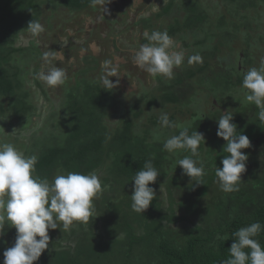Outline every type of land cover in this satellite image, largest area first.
<instances>
[{
  "label": "trees",
  "instance_id": "1",
  "mask_svg": "<svg viewBox=\"0 0 264 264\" xmlns=\"http://www.w3.org/2000/svg\"><path fill=\"white\" fill-rule=\"evenodd\" d=\"M190 1L180 2L189 6ZM195 1L193 18L177 17L166 29L152 21L162 13L156 12V6L150 12L153 16L142 22L150 28L156 26L152 32L166 31L170 37L181 27L189 36L186 40L200 47L194 55L200 60L183 62L172 79L147 74L151 82H142L140 76L147 75L142 71L140 75L129 64L126 71L135 77L138 89L122 96L105 88L100 77H92L85 64L80 71L71 69L66 74L62 93L55 100L39 79L38 67L45 52L39 37L49 35L59 13L90 8L91 0H0V125L27 126L37 116L41 96L51 103L44 125L31 132V137L20 142L15 135L7 138L0 132L2 142L12 144V137L13 145L25 156L36 155L34 175L40 179L51 183L58 174L95 172L106 186L94 200L99 216L87 223L74 222L68 230L58 222L59 227L48 233L51 249L34 263L222 264L230 258L234 233L255 222L261 224L255 239L264 248V120L255 104L238 101L246 91L242 88L244 75L252 68L244 66V57L249 58L258 47L264 50V0H215V7L221 8L214 17L204 0ZM174 7L178 2L170 0L164 11L169 13ZM32 20L44 31L30 34L26 46H17L18 36L30 31L27 26ZM221 39L229 50L224 56L217 53L224 46L219 44ZM21 55H27L22 69L18 66ZM207 63H216L221 69H211L209 75L204 71ZM226 111L240 114L232 121L238 132L240 125L245 128L246 118H251L253 126L248 124L252 131L246 135L252 145L242 150L248 156L246 171L233 192L222 191L215 175L223 159L218 145L224 144V157L229 155L224 150L227 142L216 136L215 126ZM161 113L168 114L173 127L161 128ZM185 128L189 135L197 131L205 136V144L201 142L198 149L206 154V158L199 157L205 160L201 185L176 166L190 151L169 153L164 148L168 138ZM159 130L163 133H157ZM214 137L216 141L211 142ZM147 161L160 175L149 185L155 192L149 208L137 213L131 207L132 179ZM11 232L16 235L14 228L6 230L7 235ZM6 234L3 246L14 239L7 241ZM4 251L0 250V259H4Z\"/></svg>",
  "mask_w": 264,
  "mask_h": 264
},
{
  "label": "clouds",
  "instance_id": "2",
  "mask_svg": "<svg viewBox=\"0 0 264 264\" xmlns=\"http://www.w3.org/2000/svg\"><path fill=\"white\" fill-rule=\"evenodd\" d=\"M91 3L102 6L106 13L110 0H91ZM27 27L35 35L44 31L38 21H30ZM144 36L149 43L141 45L135 52V64L152 77L162 75L172 79L174 68L184 61L185 52L177 48L176 42L166 31L146 32ZM42 58L44 65L39 79L52 88L63 85L67 78L66 71L53 63L63 59L62 52H45ZM192 60H200V57L193 56L189 62ZM117 67L110 60L102 63L105 74L100 76V81L105 88L112 90L118 87V79L116 82L109 79L120 76ZM242 88L246 90V100L260 109L259 117L264 120V62L259 68L247 70ZM159 121L161 128L174 126L167 113H161ZM232 121L233 113L229 111L221 114L217 120L216 136L227 142L224 150L229 154L221 160L222 167L215 170L217 183L224 192L239 189L248 159L242 150L251 147L249 138L241 132L238 134L237 125ZM201 142L205 144L203 133L195 131L189 135L185 128L164 143L169 153L181 149L190 151L191 155L178 159L176 166L181 167L183 175L194 178L197 185L202 184L199 181L205 175L198 151ZM36 163V155L25 156L13 144L0 141V238L4 237L8 228H14L16 233L14 244L3 252V264H34L48 248L49 230L57 229L58 222H62L63 228L68 230L74 222L87 223L93 216H99L94 200L106 186H102L95 172L58 174L50 183L48 179L34 175ZM159 175L151 161H147L132 179L131 207L135 212L143 213L149 208L155 197L154 189L149 185L154 184ZM260 231L259 222L237 230L235 240L229 247L230 258L222 264H264V248L255 239Z\"/></svg>",
  "mask_w": 264,
  "mask_h": 264
},
{
  "label": "rangeland",
  "instance_id": "3",
  "mask_svg": "<svg viewBox=\"0 0 264 264\" xmlns=\"http://www.w3.org/2000/svg\"><path fill=\"white\" fill-rule=\"evenodd\" d=\"M161 1L162 0H110V3L107 4L106 7H107V9H109V8L113 7V5L119 6L120 10L123 11L122 15L123 14L127 15V21L129 23H131L132 20L135 21V20L139 19L140 13H150L152 10L154 11V7L159 4L158 2H161ZM210 1H215V0H210ZM111 2L113 3V5H111ZM116 2L119 4H117ZM91 6H92L93 10H95V11H98L97 9L103 10L102 6H99V5H97L96 7H93V5H91ZM211 8L213 9L212 6H211ZM88 9L89 8H86L85 10L78 11V12H72V13L68 12V11H65V13L64 12L59 13L58 14L59 16L57 15V20L55 19L56 24L54 25L53 29L50 30V33H48L49 35L47 37H39V43L42 44V46L45 49V52H49V51H57V52L60 51V52H62L63 59L60 60L59 62L53 61V63L57 67L63 68L66 71V74L69 73V71L71 69H73L75 72L80 71L82 68L85 67V64H86L87 66L89 65V67L91 68V70H89V74L92 77H100L101 75L105 74V72L101 68L102 63L106 60L113 61L114 63H118V62L124 63L128 59L126 57V53H125V52H127V50H125L123 54L121 52H118V53L115 52L117 54L116 59L112 55L107 56L106 53H104L102 55V57L98 55V51H102V48L99 46L101 44V40H100L101 37L98 39L95 37L96 39L91 40L92 37H90V33L92 31H94L95 29H97L99 26L104 27V25L107 23L104 21V16H103L104 13L98 12L96 16L93 15L90 17L87 15L90 12V10H88ZM110 11H112V10H110ZM85 12H87V13H85ZM114 13L115 12H113L112 14H114ZM75 25H77L78 28L75 27ZM84 25L87 26V29L85 27H83ZM69 31L71 32V34H68ZM53 33H56L57 36L52 37ZM81 33H84V35ZM30 34H32V33H30V31L29 32L27 31V32H24V35L18 36V38L16 40V45L17 46L18 45L19 46H26L29 42ZM80 34L83 35L84 37L83 36L80 37L79 36ZM101 34L103 35V39L108 41L107 44L112 45L113 43H115V41L113 39L107 38V34H106L105 30L101 31ZM32 35H34V34H32ZM134 35H136V34H134ZM239 36H242V35L239 34ZM122 38L125 42H127L128 37H122ZM132 39H133V37H130V40H132ZM98 42H99V45H98ZM68 46H70V47H68ZM71 51L72 52L74 51V53H72V56L74 55V57H71V55H70ZM107 51H108V49H107ZM222 53H224V51H223V49L220 48L219 49V55L224 56ZM253 53H254V51H253ZM130 55L133 56V52ZM26 57H27V55L26 56L21 55L19 57L21 59V61L18 64V66L23 67V65H25L24 59ZM42 57H43V55H42ZM83 58H85V59H83ZM68 59H70L71 62H69ZM258 63L259 62H256V64H258ZM39 64H40V66L38 67V70L40 72L41 67L44 65V60L40 59ZM214 64H216V63H214ZM22 67H21V69H22ZM31 67L33 68L32 63H31V66H29V70H31ZM178 67H175L174 70L178 69ZM117 72L121 73L119 77H110L109 79L112 82H116L117 79L119 80L118 87H116L114 89L116 90V93H122L126 89L125 84H124V80L127 79L129 73H126L124 70H121V68H119V67H117ZM139 72H140V70H139ZM144 73L146 75L148 74L146 71H144ZM38 75H39V73H38ZM140 75H141V72H140ZM141 76L144 79L146 78V76H143V75H141ZM73 79L75 80V78H73ZM29 84L32 85V82L30 81ZM47 92H48L47 93L48 96L51 99L56 100L62 93V87L58 86V87L52 88V87H49L47 85ZM244 93H241V95L238 97V101L247 103L249 101L246 100ZM41 98H42L41 101L37 104V107H38L37 116L36 115L32 116V121L30 122L29 125L23 126L22 124L20 125L19 123H16L14 125L7 124V128H3L0 125V132L4 133V137L8 136L7 138H10L9 134H13L21 140V141L18 140V142L19 141L23 142L28 137H31V134H32L31 132H33L36 129H40L41 126L44 125V123H45L44 117L50 111L51 103H50V101L45 100L44 97L41 96ZM236 115H240V114L238 112H234L233 113V120H234V117ZM215 123H216L215 126L218 127L217 121ZM249 123L251 124V127H253L251 118H246L244 120L245 128H242V125H240L238 123L241 127V129L238 133L241 132V134H244V135H247V133H249V131L251 133L252 128L248 125ZM24 128L26 129V131ZM8 130H11V133H7L6 131H8ZM157 133H163V132L159 130V131H157ZM166 134L168 135V133H166ZM256 134L257 133H255L254 135H256ZM263 135H264V133H263ZM213 140L216 141V138L215 137L212 138L211 142H213ZM0 141H2L1 138H0ZM10 141L12 142V144H14V139L12 137H11ZM213 144L217 147L216 143H213ZM251 145H252V143H251ZM218 148L223 150L224 144L218 145ZM222 150H221V152H222ZM221 152H219V153H220L221 158H223L224 154ZM199 154H200L201 158H206V154L204 152L203 153L199 152ZM201 160H202V162H205V160H203V159H201ZM6 237H7V241L9 240V237L14 238V239L9 241L10 245L6 244V246H3L2 243L4 241V237H2L1 241H0V250H3V249L6 250L7 247H11L14 244L15 235L12 232L9 235L6 234L5 239H6ZM9 242H7V243H9ZM47 249H51L50 245H48ZM0 261L3 262V258H1Z\"/></svg>",
  "mask_w": 264,
  "mask_h": 264
},
{
  "label": "flooded vegetation",
  "instance_id": "4",
  "mask_svg": "<svg viewBox=\"0 0 264 264\" xmlns=\"http://www.w3.org/2000/svg\"><path fill=\"white\" fill-rule=\"evenodd\" d=\"M170 0H162L161 2H158L159 4L156 5V9H158L156 12L161 11L162 13H160L159 17L156 18L155 16H153V13H138L139 14V19L135 20L131 23H129L127 21V15L123 14L122 15V10H120L119 6H114L113 3L111 2V5H113V7L109 8L108 11L105 13L104 10L102 9H97L98 11L93 10L92 6H90V8L88 10H90V12L87 14L88 16H93V15H97L98 12L100 13H104V21L107 23L104 25V27L99 26L97 29H95L94 31H92L90 33V37L91 40L93 39H98L101 37V44L98 45L102 48V51H98V55L102 57V55L104 53L107 54V56L112 55L113 57H115V59L117 58V54L115 52H121L122 54L124 53L125 50H127L126 53V57L128 58L124 63H115L119 68H121V70H124L126 73H128L126 71V68L130 66L134 67L135 69H137L138 71H142L144 73V70L140 69L134 62V59L132 58V56L130 54H132L133 52V56L135 54L136 51L139 50L140 46L146 43H149V41H147L146 43L143 41L145 36L144 33H149L152 32L151 30H154L156 28L155 27H147L143 22H142V18L147 17V16H153L154 19L152 20L153 23H155L156 25H160L161 29H166L167 25L169 24H173L174 23V19L175 18H179L182 19L185 16H188L189 18H193V14H194V10L192 8V6L195 5V0H192L189 2V6L192 8V10L190 9V7L188 5H185L184 3L182 4L180 1L182 0H176L178 2V7H174L173 10L169 13L164 11V8L166 7L167 3ZM208 5H209V12L211 16H218L217 9L221 8L220 6L215 7L214 2L215 1H208V0H204ZM117 3V2H116ZM119 4V3H117ZM211 6L213 7V9L211 8ZM96 7V6H93ZM112 10L113 12H115L114 14H112L113 12L110 11ZM215 12V13H214ZM87 13V12H85ZM196 15V14H195ZM226 20H229V18L226 16L225 18ZM213 24H215V22H213ZM157 25V26H158ZM75 27H77V25H75ZM87 29V26H83ZM78 28V27H77ZM264 28V26H263ZM105 30L106 34H107V38L113 39L115 41V43H113L112 45L107 44V40L103 39V35L101 34V31ZM189 31H187L188 33ZM175 36H171V38L176 42V46L178 49H182L185 52V57H184V64L188 61H190V58L193 57L194 55H196V53L199 52V46L198 44H193V43H189L186 40V37L189 38V36H186L185 31L180 27L176 32H175ZM264 33V32H263ZM68 34H71V32L69 31ZM84 35V33H81ZM79 35L80 37L83 35ZM136 34V35H134ZM133 37L132 40H130V37ZM84 37V36H83ZM96 37V38H95ZM122 37H128L127 42H125L123 40ZM263 38H264V34H263ZM58 39V38H57ZM225 42V40L219 41V44ZM130 43L132 44H136L137 47L136 48H131V46H128ZM223 44V43H222ZM79 45V44H78ZM224 45V44H223ZM81 46V45H80ZM67 47V46H66ZM70 47V46H68ZM130 47V48H129ZM221 49H223L225 55H227V53L229 54V50H228V46H221L219 47ZM83 49V48H82ZM108 49V51H107ZM259 47L254 50V54L251 55L249 58L244 57L243 59V64L244 66H246L247 68L250 67H261V63L262 60H264V50H258ZM72 53H74V51L70 53L71 57H74V55L72 56ZM217 53H219V49L217 50ZM132 58V59H131ZM69 62H71L70 59H68ZM256 62H259L258 64H256ZM121 65V66H120ZM213 66V67H211ZM242 66L240 67V71L242 70ZM211 69L214 71H219L221 68L220 66H215L214 63H207V65L204 68L205 73L207 74H211ZM140 74V72H138ZM149 75V74H148ZM147 75V77L144 79L142 76H140L141 81H145V82H151V78H149ZM124 84H125V91L122 93H117L119 96L122 95H128L130 92L132 91H136L138 89V84L137 81L135 79L134 76H132L130 73L127 77L126 80H124ZM216 102V101H213ZM212 102V103H213ZM212 108V107H211ZM0 264H3L2 261H0ZM34 264H39V263H34Z\"/></svg>",
  "mask_w": 264,
  "mask_h": 264
}]
</instances>
